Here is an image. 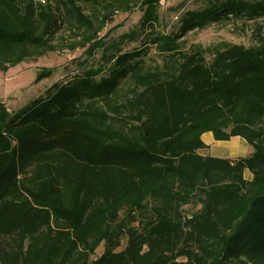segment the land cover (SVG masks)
<instances>
[{"label":"trees","instance_id":"trees-1","mask_svg":"<svg viewBox=\"0 0 264 264\" xmlns=\"http://www.w3.org/2000/svg\"><path fill=\"white\" fill-rule=\"evenodd\" d=\"M160 1L0 0V71L56 52L63 18L82 35L70 50L137 8L145 36L104 58L106 76L82 70L15 112L0 101V264H264V39L181 45L264 18V0H208L169 35L157 31ZM206 133L253 152L200 155Z\"/></svg>","mask_w":264,"mask_h":264},{"label":"rangeland","instance_id":"rangeland-1","mask_svg":"<svg viewBox=\"0 0 264 264\" xmlns=\"http://www.w3.org/2000/svg\"><path fill=\"white\" fill-rule=\"evenodd\" d=\"M255 2L260 0H244ZM208 3V0H161L158 8L159 24L157 31L169 35L176 33L178 20L187 11H199ZM99 15L104 11L98 9ZM89 10L84 9V14L89 15ZM58 16L62 14L58 12ZM99 17V16H98ZM142 11L137 8L130 13L118 12L112 19L102 26L98 39L85 47L70 50V46L81 41L80 33L72 32L66 19H62V28L55 35L52 44L57 51L49 53L37 60L22 62L6 71H0V101L12 112L26 106L30 101L44 95L46 89L55 83H62L78 75L82 70H103L100 76L108 75L109 65L104 59L114 50L121 53L142 46L145 36L140 33L139 22ZM260 28L259 33L257 29ZM258 36L264 39V18L256 21L230 20L213 24L202 31L188 33L182 42V50L188 51L194 46L210 48L216 45H238L250 47L258 44ZM148 63L154 65L160 62L159 55L150 48ZM233 140L235 142H233ZM240 142L244 147L237 144ZM252 148L241 138L235 137L230 141L215 143L209 150L199 151L200 155L215 158H245L252 154ZM250 179L248 173L245 174ZM198 206H185L183 213L190 216ZM125 247L122 243L119 250ZM103 245L95 251L92 259L98 258L103 253Z\"/></svg>","mask_w":264,"mask_h":264},{"label":"crops","instance_id":"crops-1","mask_svg":"<svg viewBox=\"0 0 264 264\" xmlns=\"http://www.w3.org/2000/svg\"><path fill=\"white\" fill-rule=\"evenodd\" d=\"M231 139H234V138H231ZM231 139H230V140H231ZM230 140H229V141H230ZM202 141L205 143V145L208 146V148L205 149V151H206V150H209L210 147H211L212 145H214L215 143H221V142H216V141H214L213 136H212L210 133H206V134H204V135L202 136ZM233 142H235V141L233 140ZM237 144H239V145H241L242 147H244L243 144H241L240 142H237ZM203 156H205V155H203ZM229 159H233V158H229ZM245 174H246V173H245ZM244 177H245V175H244ZM245 178H246V177H245Z\"/></svg>","mask_w":264,"mask_h":264}]
</instances>
